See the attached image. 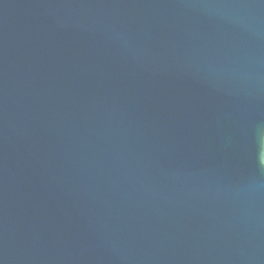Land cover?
Instances as JSON below:
<instances>
[{"label": "water", "instance_id": "1", "mask_svg": "<svg viewBox=\"0 0 264 264\" xmlns=\"http://www.w3.org/2000/svg\"><path fill=\"white\" fill-rule=\"evenodd\" d=\"M0 264H264V0H0Z\"/></svg>", "mask_w": 264, "mask_h": 264}]
</instances>
